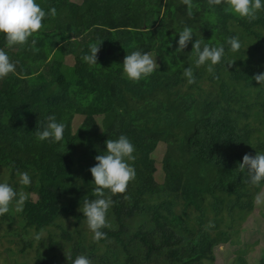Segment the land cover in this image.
Segmentation results:
<instances>
[{"label": "trees", "instance_id": "obj_1", "mask_svg": "<svg viewBox=\"0 0 264 264\" xmlns=\"http://www.w3.org/2000/svg\"><path fill=\"white\" fill-rule=\"evenodd\" d=\"M38 2L57 15L43 22L35 50L5 47L0 38L16 62V73L0 79V170L28 194L23 211L0 216V226L18 218L28 229L56 230L40 244L47 254L36 264H71L67 257L78 254L93 264H216L215 249L235 243L264 188L246 183L238 169L245 154L264 152V87L253 79L264 72V12L248 22L223 5L210 9L207 0H193L191 17L181 0ZM185 25L193 41L226 52V38L238 36L232 65L218 64L213 73L196 68L192 41L176 52ZM94 40L101 43L98 64L89 66L80 57ZM134 50L152 52L159 67L139 83L122 75ZM190 64L193 84L182 76ZM48 115L65 124L62 142L36 139ZM121 134L135 146L136 178L112 197L111 228L95 243L79 208L95 198V156ZM16 170L28 171L32 184H17ZM28 247L24 242L22 252ZM232 264H264V251Z\"/></svg>", "mask_w": 264, "mask_h": 264}, {"label": "clouds", "instance_id": "obj_2", "mask_svg": "<svg viewBox=\"0 0 264 264\" xmlns=\"http://www.w3.org/2000/svg\"><path fill=\"white\" fill-rule=\"evenodd\" d=\"M187 10V15L192 16L193 0H181ZM208 6L223 5L222 10L226 14L233 15L239 19L252 22L257 19L258 14L264 12V0H207ZM57 10L49 7L47 12L38 0H0V38L3 39L5 47H23L29 45L35 50L36 36L43 28V22L48 17H55ZM176 52H183L188 43L192 41V52L194 55V65L206 68L209 73L214 72L218 64L231 66L229 53L238 52L242 43L238 36L232 35L226 38L228 46L226 52L224 45H210L202 39L196 38L194 30L185 25L178 33ZM196 37V36H195ZM101 43L91 41L87 45V51L80 57L81 61L89 66L98 64V53ZM156 57L152 52L134 50L128 52L124 57L122 65L123 77L132 82L139 83L149 78L157 69ZM16 73V62L12 61L8 53L0 48V79ZM182 76L188 84L195 83L193 66L185 67ZM253 79L264 87V72L256 74ZM65 124L58 120L55 115H48L44 124L36 128L35 137L38 141L58 143L64 139ZM135 146L126 135H119L115 139L105 141V150L95 156V165L89 168L93 178L92 184L94 199L83 200L79 211L82 212L87 230L91 233L93 242L98 243L107 238L104 229H110L108 214L115 201L113 196L125 194L128 185L136 178V170L132 162L135 160ZM238 169L246 173V183L252 186L264 185V152L256 151L254 156L245 154L242 162L238 164ZM16 182L21 186H30L32 177L28 171L16 170ZM28 199V194L18 191L7 181H0V216L10 212L20 213ZM127 200V195H123ZM256 203L262 202V197L257 195ZM45 232L41 229L33 234V240L41 242ZM224 251L221 246L219 249ZM71 264H93V260L87 254H78L74 258L67 257Z\"/></svg>", "mask_w": 264, "mask_h": 264}, {"label": "rangeland", "instance_id": "obj_3", "mask_svg": "<svg viewBox=\"0 0 264 264\" xmlns=\"http://www.w3.org/2000/svg\"><path fill=\"white\" fill-rule=\"evenodd\" d=\"M76 3H81L82 0H74ZM80 50V47H79ZM206 88V86H205ZM162 149L159 148L155 152L156 158L162 157ZM162 167L158 166V172L156 173V181L162 184L164 181ZM9 180L7 173L4 170H0V181ZM262 197V202L257 204L255 201L254 210L247 217V219L241 223L238 227L239 234L234 238L235 243L229 245H222L224 251L219 249L221 246L215 249L216 264H232L235 263L239 257L244 260L256 259L264 251V188L259 194ZM161 201V199H159ZM24 225L18 218L15 222L7 225L0 226V264H36V258L38 254H47L40 244L43 242L46 245L45 240L51 235H56V230L53 228L44 229L45 236L41 242L33 240V234L38 232L35 229H28L23 227ZM66 228L72 230L70 223L65 224ZM87 228V227H86ZM6 230H10V234H6ZM29 244L30 247L23 251V244ZM43 245V244H42ZM43 245V246H44ZM49 256V255H48ZM50 257V256H49Z\"/></svg>", "mask_w": 264, "mask_h": 264}]
</instances>
